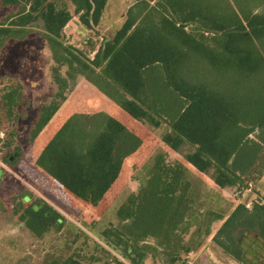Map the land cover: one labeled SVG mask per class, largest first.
I'll return each instance as SVG.
<instances>
[{
    "label": "rangeland",
    "instance_id": "1",
    "mask_svg": "<svg viewBox=\"0 0 264 264\" xmlns=\"http://www.w3.org/2000/svg\"><path fill=\"white\" fill-rule=\"evenodd\" d=\"M54 1L64 3L72 15L60 41L88 58L103 38L113 36L134 2L107 0L98 24L87 28L70 0ZM241 2L252 11H264V0ZM18 9L0 3V24ZM42 31L37 21L14 36H0V83H6L0 88V264H43L71 254L86 264H115L116 259L136 264L106 239L109 227L137 245H148L150 251L139 264H240L209 240L221 219L209 225L207 216L190 217L187 239L172 256L161 259L166 234L185 229L181 217L168 214L178 182L172 164L185 159L162 139L166 124L152 127L131 118L77 73L52 118L29 140L39 105L56 90L55 76L65 77L68 70L66 63L55 61ZM208 78L223 82L211 74ZM190 194L193 210L203 204L214 208V195L207 197L211 202L199 204L196 191ZM37 199L65 218L59 229L50 228L39 238L21 219L23 209ZM185 203L179 200L175 209L181 212ZM240 242L245 264H264V243L255 233L243 234Z\"/></svg>",
    "mask_w": 264,
    "mask_h": 264
},
{
    "label": "trees",
    "instance_id": "2",
    "mask_svg": "<svg viewBox=\"0 0 264 264\" xmlns=\"http://www.w3.org/2000/svg\"><path fill=\"white\" fill-rule=\"evenodd\" d=\"M70 2L81 24L91 28L107 0ZM0 3L19 7L6 18L8 23L0 24V36H14L41 21L53 58L68 68L65 77L55 76L56 90L39 105L30 141L66 98L78 73L131 118L152 127L166 124L162 139L219 187L239 189L264 173V11H252L241 0H134L121 26L88 58L60 41L72 17L64 3ZM201 66L223 82L213 83L208 73L199 71ZM21 219L36 238L65 221L41 199L25 207ZM245 233H255L264 243V203H239L212 241L245 264L240 242ZM105 237L136 264L146 257L115 227ZM43 264L86 263L71 254ZM115 264L126 263L116 259Z\"/></svg>",
    "mask_w": 264,
    "mask_h": 264
},
{
    "label": "crops",
    "instance_id": "3",
    "mask_svg": "<svg viewBox=\"0 0 264 264\" xmlns=\"http://www.w3.org/2000/svg\"><path fill=\"white\" fill-rule=\"evenodd\" d=\"M70 19H72V17ZM174 161L175 163L173 162L172 165L178 169V178L176 179L178 182L177 189L172 198V202L174 203V205L168 214L169 217L172 218L176 215L181 217V225L185 229L179 230L178 233L175 232L171 235L166 234V237L163 238L164 241H162L161 243L162 245L159 247V250L165 249L161 250L160 252L161 259H163L166 255L172 256L175 251L178 250V246L183 243L184 239H187L190 231L187 230L186 227L188 226L190 217L207 216L208 221H210L208 222L209 225L210 223L212 225V223H215L216 220L221 219L219 222L220 226L239 203H243L247 207H249L253 202H264V198H262L261 200L257 199L258 194L264 195V173L258 180L252 182V186L249 190L247 189L245 191L244 195H241L240 191L242 190V188L238 189L236 186L219 187L217 184H215V182L209 175L199 171L192 163L183 159H180L179 162L177 160ZM190 191H196L194 197L198 198L199 204L207 203V201L211 202V200L207 199V197L212 198L214 195V200L212 199V202L215 203L214 208H212L211 210L206 209L205 205L203 204L202 206H200V208L193 210V206L191 205V199L193 196L192 194H190ZM179 200L183 203L186 202V207L181 212L175 209L176 203L178 205ZM216 229H218V227ZM215 231L216 230H214L210 234L209 240L212 238ZM138 246H140V248L146 254L149 253L150 248L148 247V245L144 246L140 242ZM193 249L194 248H192L191 250V248L188 246V252H193ZM188 264L194 263L189 262ZM199 264L203 263L200 262Z\"/></svg>",
    "mask_w": 264,
    "mask_h": 264
},
{
    "label": "built area",
    "instance_id": "4",
    "mask_svg": "<svg viewBox=\"0 0 264 264\" xmlns=\"http://www.w3.org/2000/svg\"><path fill=\"white\" fill-rule=\"evenodd\" d=\"M5 84L6 83H0V88L5 87ZM2 136H3V134L0 132V166L3 165L2 157H3V153H4L3 146H2V139H1ZM251 186H252V182H248L245 187H242V190L240 191L241 195H244L245 191L247 189L249 190Z\"/></svg>",
    "mask_w": 264,
    "mask_h": 264
}]
</instances>
